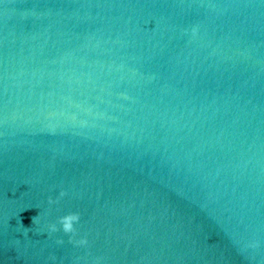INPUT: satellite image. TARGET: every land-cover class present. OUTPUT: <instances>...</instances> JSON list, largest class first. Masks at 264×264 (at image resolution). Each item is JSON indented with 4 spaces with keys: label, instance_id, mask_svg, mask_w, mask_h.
I'll return each instance as SVG.
<instances>
[{
    "label": "water",
    "instance_id": "95a60500",
    "mask_svg": "<svg viewBox=\"0 0 264 264\" xmlns=\"http://www.w3.org/2000/svg\"><path fill=\"white\" fill-rule=\"evenodd\" d=\"M0 264H264V0H0Z\"/></svg>",
    "mask_w": 264,
    "mask_h": 264
},
{
    "label": "clouds",
    "instance_id": "9594fccd",
    "mask_svg": "<svg viewBox=\"0 0 264 264\" xmlns=\"http://www.w3.org/2000/svg\"><path fill=\"white\" fill-rule=\"evenodd\" d=\"M65 195L64 192L60 193V196L63 197ZM57 201L52 200L51 198L49 199L48 203L49 204H54ZM35 217L32 218V223H35ZM80 220L79 214H68L66 216H63L59 219L58 223L60 225L61 230L65 233V234H72L74 233L75 229H74V225L76 223H78ZM49 232H56L57 231V226L56 224H51L49 225ZM72 242V241H70ZM58 243H63V241H58ZM77 245L79 246H83L86 245L88 243V241L86 239H81L79 241L75 242ZM254 246V245H253Z\"/></svg>",
    "mask_w": 264,
    "mask_h": 264
}]
</instances>
